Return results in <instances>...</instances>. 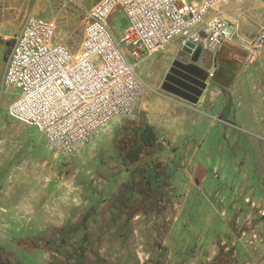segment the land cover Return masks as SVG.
<instances>
[{
    "label": "rangeland",
    "instance_id": "374dc122",
    "mask_svg": "<svg viewBox=\"0 0 264 264\" xmlns=\"http://www.w3.org/2000/svg\"><path fill=\"white\" fill-rule=\"evenodd\" d=\"M98 1L0 0V78L6 63L7 40L14 39L27 14L34 11L39 17L55 20V41L77 53L86 20L83 9ZM262 4L254 9L263 13ZM225 8L226 5H219L210 15L235 22L221 14ZM258 21L248 19L243 26L248 39L242 45H248L250 51L264 28V22L260 25ZM111 25L116 36L121 37L128 21L120 9L111 18ZM252 29L255 30L251 35ZM235 39L234 33L231 42ZM179 45L178 38L169 47L176 49ZM263 48L264 45L260 49ZM206 54L213 56L211 52ZM258 56L257 53L252 60L251 54L247 63L253 64ZM208 57L207 69L212 65ZM168 59L162 50L147 63H140L137 72L145 82V90L136 114L112 120L79 154L68 158L55 155L39 131L9 116L7 108L15 94H0V264H77L75 260L59 259L60 255L57 257L49 249L28 250L26 244L18 241L53 237L55 230L80 221L91 208H98L100 215L89 223L90 242L84 243L88 248L87 264H238L228 256L235 244L246 247L250 255L247 264H264V207L253 208L243 198L256 188L251 161L241 158L236 147L237 161L218 164L217 172L224 170L222 166H230L232 174L226 182L212 173L208 159L209 150L221 149L228 138L225 132L231 130L234 139L248 141L256 169L263 178V110H238L236 121L235 110H229V105L219 114L218 110L207 114L200 105L165 92L162 80L171 62ZM261 62L258 65L264 66V57ZM260 72V67L252 71L257 90L264 82V72ZM164 110L170 115L167 121L161 117ZM182 115L188 117L187 124L179 122ZM143 123L152 125L157 133L155 145L144 151L143 162L148 154L153 155L151 160L165 174L166 185L159 200L149 205L147 202L133 213L129 230L123 232L124 225L114 228L112 222L109 227L110 212H118L117 198L111 207L109 201L102 200L111 198L120 188L126 176L121 170L134 167L129 163L123 166L114 146L116 137L122 134L124 125ZM231 185L238 187L235 192L243 197L233 196ZM258 195L259 191L255 200L262 196ZM130 211L131 208L123 212V220ZM238 217L240 221L234 222ZM232 231L235 233L230 237Z\"/></svg>",
    "mask_w": 264,
    "mask_h": 264
},
{
    "label": "built area",
    "instance_id": "2783aa9c",
    "mask_svg": "<svg viewBox=\"0 0 264 264\" xmlns=\"http://www.w3.org/2000/svg\"><path fill=\"white\" fill-rule=\"evenodd\" d=\"M226 1L99 0L83 9L77 53L55 41V20L30 12L0 78V94L16 96L9 116L39 131L55 155L79 154L112 120L136 114L145 90L137 72L141 59L178 38L181 49L191 43L203 46L204 54L232 41L227 20L210 15ZM118 9L128 21L121 37L111 25ZM263 45L264 29L257 34L253 57ZM208 72L213 79L215 73Z\"/></svg>",
    "mask_w": 264,
    "mask_h": 264
},
{
    "label": "crops",
    "instance_id": "0c3cea01",
    "mask_svg": "<svg viewBox=\"0 0 264 264\" xmlns=\"http://www.w3.org/2000/svg\"><path fill=\"white\" fill-rule=\"evenodd\" d=\"M263 0H228L220 5H226V8L221 11V14L224 16H228L227 18L234 20L235 22L228 21V24L232 28L233 33L236 34V39L231 43H225L217 47L211 53L213 54L212 57H208L207 54H204L208 57V60L212 62L211 67L209 68L211 71H215L214 78L208 79V85L206 90L204 91L203 96L200 98L199 102L196 105H200V110H207V114L213 113V110H218L217 114H219L220 110H225L226 106H230L229 110H235L234 118L238 119L239 112L238 110H263V118H262V126L264 123V82L261 81L260 89H256L254 85L255 76L252 74L253 70L258 69L260 67L261 72H264V66H260L262 58L264 57V48L261 50L259 49L257 53L259 54L258 58L253 64H248V59L251 58V51L248 45H242L243 42L248 39L247 36L244 35L243 26L248 19H258V23L261 25L264 22V12L259 10H255L257 6H262ZM250 17V18H249ZM264 29V28H262ZM261 29V30H262ZM255 29L251 30V35L254 33ZM250 35V34H249ZM168 43L157 52L162 51L167 54L169 61H172L176 55L178 54L179 50H181V46L179 45L176 49H171ZM155 52L154 54H156ZM256 53V55H257ZM153 54V55H154ZM148 57L145 59H141L139 64H145L149 61L152 57ZM255 55V56H256ZM255 57H252V60ZM251 60V61H252ZM213 68L215 70H213ZM194 105V106H196ZM169 112L164 110L163 115L161 114L162 119L169 120ZM236 119V121H237ZM165 121V122H166ZM189 121L188 117L182 115L180 119V123L187 124ZM170 126V125H169ZM214 126V123L212 124ZM218 126V125H217ZM173 127V126H172ZM221 130V127L218 126ZM231 130H227L225 132V136L228 137L224 139V143L222 144V148L215 151L214 149L209 150L210 154L208 155V159L211 164L210 170L215 176L222 180H229V173L230 166L227 168L223 167L224 169L222 172H217L219 166L218 164H224L226 161L238 160V155L235 154L237 151L241 158L244 160L247 158V161H251L253 166V174L254 178L256 179V188H252L249 190L247 196L242 195V193H237L238 187L234 186L232 195L233 196H241L244 198V202H247L251 205V207L263 206L264 207V175L263 178L260 177L259 170L256 169L255 162H254V154L251 150H249V143L247 140H243L241 137L238 139H234L233 136L230 134ZM221 132V131H220ZM187 147L190 145L187 143ZM228 147V150L226 148ZM238 148L237 151H234L235 148ZM193 161V159H192ZM214 164H217L214 166ZM233 168V167H232ZM234 169V168H233ZM209 170H207L204 179L207 177ZM212 174V176H213ZM226 174V176H225ZM232 174V173H231ZM248 176V175H247ZM214 177V176H213ZM228 177V178H227ZM257 190V191H256ZM259 191V197L255 200V196ZM238 194V195H237ZM262 207V208H263ZM238 214H236L237 217ZM235 221H240V217L235 218ZM233 222V221H231ZM57 257L58 254L54 253ZM59 259H64L60 257Z\"/></svg>",
    "mask_w": 264,
    "mask_h": 264
},
{
    "label": "trees",
    "instance_id": "16d2710c",
    "mask_svg": "<svg viewBox=\"0 0 264 264\" xmlns=\"http://www.w3.org/2000/svg\"><path fill=\"white\" fill-rule=\"evenodd\" d=\"M7 53L13 45V40H7ZM6 53V54H7ZM123 132L116 137L114 146L121 156L123 166L126 163L134 165L133 168H124L121 170L122 174H126L120 188L113 194L111 198L103 199L102 202L109 201V207L115 198L118 207V212L109 221V227L114 223L117 225L120 222V217L125 210L133 209L145 205V203H152L145 199L144 190H153L158 193L162 187L166 185V176L159 170L153 161V155L148 154L147 159L143 162V154L147 149L152 148L157 141V133L152 125L143 123L140 125L130 126L124 125ZM177 154V150L174 155ZM172 176V174H171ZM147 203V204H148ZM136 205V206H135ZM98 208H91L88 213L75 224L54 231V236L48 239L43 238H23L19 240V244H26L25 248L51 250L56 252L60 257L66 261H77V264H87V257L85 256L88 248L83 247L84 243H89L90 222H95L99 216ZM130 219L131 215L128 216ZM113 222V223H112ZM126 230L129 228V222H125ZM115 227V226H113ZM112 227V228H113ZM80 236V238H78ZM39 245L43 247H39ZM235 248L228 252V256L233 255ZM99 256V254L94 253ZM99 258V257H98ZM100 259V258H99ZM16 264H24L17 262Z\"/></svg>",
    "mask_w": 264,
    "mask_h": 264
},
{
    "label": "flooded vegetation",
    "instance_id": "af4514ba",
    "mask_svg": "<svg viewBox=\"0 0 264 264\" xmlns=\"http://www.w3.org/2000/svg\"><path fill=\"white\" fill-rule=\"evenodd\" d=\"M204 61H202L201 63H196V64L199 65L200 67H202L203 69L208 70L206 67V61L205 62ZM193 64H194V62L192 61V57L190 55L182 52L181 50H179L178 54L170 62L169 66L167 68L165 76L162 80V85L165 82L166 77L168 76L170 78V80L172 81V84H174V85L177 84L184 89L190 88L191 87L190 83L193 80H192V77L189 74V72L201 73L197 68L192 66ZM172 84H167V86L171 87ZM145 195H146L145 199H148L149 201H153V203H154V200H159L161 198V193L160 192L155 193V192H153V190H150V191L148 190L147 193H145ZM149 204H151V203H148V205ZM141 209H142L141 206L131 209L130 214L128 213V216L131 215L130 219H128L129 218L128 216H125V220H123L122 219L123 214H122L120 217V222L118 223V225H115V227H118L119 225H121V228H122V225H124L125 222H127V221L129 222V225H130V222L132 221L133 213L137 212ZM113 214H112V212H110L109 221L112 220V218L114 217L115 214L114 215ZM261 218L264 219V215ZM122 221H123V223H122ZM234 222H236V221H234ZM263 229H264V227H263ZM128 230H129V228L127 230L124 229L123 232H126ZM232 230H233V228H232ZM233 233H235V232L232 231L230 237H232L234 235ZM78 238H80V236ZM83 247L87 248L86 246H83ZM233 248H235V252H236L234 255H231V257L234 259V261L238 264H244V263L247 264L249 261L250 255L246 252V247L244 245L237 247V245L235 244L233 246Z\"/></svg>",
    "mask_w": 264,
    "mask_h": 264
},
{
    "label": "water",
    "instance_id": "95a60500",
    "mask_svg": "<svg viewBox=\"0 0 264 264\" xmlns=\"http://www.w3.org/2000/svg\"><path fill=\"white\" fill-rule=\"evenodd\" d=\"M181 51L192 57V61L194 62L192 66L197 68L202 74L197 72H189L193 81L190 83L191 87L188 89H184L177 84L175 85L172 84V81L167 76L165 82L162 85V89L165 92L175 95L185 100L186 102L195 105L199 102L200 98L203 96V93L208 85V79H209L208 70L203 69L202 67L196 64V63H201L202 61L205 60L206 57L204 55L205 50L203 46H195L194 44L187 43L185 46H183ZM206 51L209 52V50ZM167 84H172V86L169 87L167 86Z\"/></svg>",
    "mask_w": 264,
    "mask_h": 264
}]
</instances>
